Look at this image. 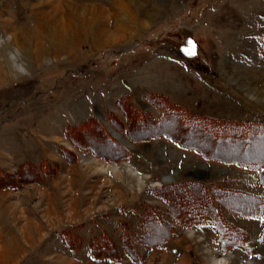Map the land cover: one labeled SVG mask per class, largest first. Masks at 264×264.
I'll use <instances>...</instances> for the list:
<instances>
[{"label":"rangeland","instance_id":"obj_1","mask_svg":"<svg viewBox=\"0 0 264 264\" xmlns=\"http://www.w3.org/2000/svg\"><path fill=\"white\" fill-rule=\"evenodd\" d=\"M73 1L119 20L54 41L47 0H0V264H264V213L221 207L231 242L164 198L183 181L264 195L258 170L197 151L259 159L264 142L206 147L185 126L264 125V0Z\"/></svg>","mask_w":264,"mask_h":264},{"label":"trees","instance_id":"obj_2","mask_svg":"<svg viewBox=\"0 0 264 264\" xmlns=\"http://www.w3.org/2000/svg\"><path fill=\"white\" fill-rule=\"evenodd\" d=\"M185 119V118H184ZM186 120V119H185ZM136 126L143 125L142 121H139ZM186 123V122H185ZM183 123V124H185ZM182 124V123H181ZM192 125V129L196 132V135L203 139V146L208 147L209 145L213 147H221L222 145L229 144L231 148H240L242 150H248L250 147L257 146V142H264V125L258 126V124L246 123V124H235V123H216L213 125L209 122H199L196 124H185ZM142 127V126H141ZM182 130V129H178ZM188 128H185V133L180 131L179 133H183L188 135ZM127 135L131 139H139L136 134H133V131L128 129ZM192 134V133H190ZM167 137L174 140L180 147H184L191 150H197V148L193 145L184 144L182 141L175 139L174 137L166 134ZM209 138V139H207ZM110 141V140H109ZM110 144L117 148L115 153H120L121 159L129 156L128 152L124 147L118 145L112 141ZM205 158L212 159L221 162H230L235 163L245 168L258 170L257 182L264 186V154L261 157L256 156L248 157V159H237L234 156H218L211 154L209 155L208 151H199ZM164 190L168 191L167 194H164V198L171 203L177 201V206L180 212L185 211V202L191 204L194 200L196 201L194 204L196 205L194 209V220L200 221L197 217L204 218H213V222L216 224L219 232H224L222 235L226 237H232L231 242L236 239V236L239 235L243 238L244 233L240 230H236L235 228H231L226 226L225 222L219 217V210L221 207L230 209L231 211L239 214L243 217H258L264 213V195L252 194L247 192L229 190L223 188L219 185L210 184L206 185L201 181H183L176 184H172ZM163 192V191H161ZM160 194V190H159ZM199 201V202H198ZM198 202V203H197ZM244 202H249L243 206ZM242 204V205H241ZM241 205V206H240ZM205 212H211L213 214L206 215ZM161 216L159 213L153 211V214H149L146 216V223L150 227H161L166 228V224L161 221ZM193 220V222H195ZM232 226V225H231ZM233 232V233H232ZM233 234L235 236H233ZM241 242V241H240Z\"/></svg>","mask_w":264,"mask_h":264},{"label":"bare ground","instance_id":"obj_3","mask_svg":"<svg viewBox=\"0 0 264 264\" xmlns=\"http://www.w3.org/2000/svg\"><path fill=\"white\" fill-rule=\"evenodd\" d=\"M118 1V0H117ZM41 4V2H39ZM45 4L50 5V8L48 11H39L37 15L39 16V19H41L40 23L37 24L38 26L40 24H49L51 30L53 31L51 34L53 36L54 41L62 39L63 41H67L73 30H75L78 34L79 30L85 29L91 26V24L96 21V19H104V23H108L111 19L114 18L116 22H118L119 17L112 12L110 16H106V12H104L103 9L98 8L96 5H93L91 3L89 4H78L75 1H69V0H47ZM40 7V6H39ZM115 8L117 9H126V5L121 2H115ZM105 13V14H104ZM36 15V13H35ZM105 15V16H104ZM107 17V18H106ZM131 17V16H130ZM78 24V25H77ZM101 25L99 27V30L97 31L99 41H105V43L111 39L110 35H106L105 28ZM119 29V28H118ZM122 30L119 29V31ZM118 31V30H117ZM79 36V34H78ZM108 36V37H106ZM120 37V36H119ZM12 38V35H11ZM13 41L18 43L17 37L12 38ZM80 43V38L73 41L74 46H78ZM34 45L36 47L41 45L40 38H35ZM59 50L57 48L54 49L52 54H56ZM69 52V50L67 51ZM228 261V258H222L220 262L226 263ZM251 263V261H249ZM248 263V264H249Z\"/></svg>","mask_w":264,"mask_h":264}]
</instances>
